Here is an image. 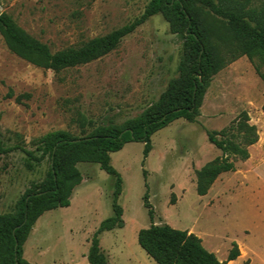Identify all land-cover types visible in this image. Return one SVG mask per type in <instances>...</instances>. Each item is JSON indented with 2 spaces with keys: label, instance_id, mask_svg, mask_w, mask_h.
<instances>
[{
  "label": "rangeland",
  "instance_id": "rangeland-1",
  "mask_svg": "<svg viewBox=\"0 0 264 264\" xmlns=\"http://www.w3.org/2000/svg\"><path fill=\"white\" fill-rule=\"evenodd\" d=\"M148 1L0 0V12L54 52L79 47L133 21ZM184 49L182 36L171 33L160 14L149 17L104 56L57 72L15 55L0 35L3 146L20 144L39 155L36 139L48 131L81 136L98 125L123 123L155 101L177 76ZM263 92L262 80L241 55L212 76L194 120L176 119L151 136L145 158L144 144L138 141L110 153V164L122 179L117 202L124 226L99 235L107 264H157L137 242L138 230L152 222L193 232L220 261L235 241L239 249L242 244L248 250L247 264H264ZM242 111L261 139L248 147L250 158L235 160V170L221 173L208 193L198 195L196 171L221 154L208 141L207 131L227 127ZM76 166L82 181L70 205L45 211L23 245L31 264H88L91 236L112 215L115 176L95 162ZM46 169V159L36 163L20 150L0 153V213L12 211Z\"/></svg>",
  "mask_w": 264,
  "mask_h": 264
},
{
  "label": "trees",
  "instance_id": "trees-1",
  "mask_svg": "<svg viewBox=\"0 0 264 264\" xmlns=\"http://www.w3.org/2000/svg\"><path fill=\"white\" fill-rule=\"evenodd\" d=\"M155 14L164 18L171 33L182 36L185 49L177 65V76L169 79L159 97L140 113L121 124L98 125L81 136L61 129L48 131L36 139L39 155L20 144L4 147L0 138V153L20 150L36 163L47 161L44 177L24 191L12 211L0 213V264H31L23 255V245L45 211L70 205L72 192L82 181L76 166L79 162H95L115 176L112 215L99 223L87 251L88 264H107L99 235L124 226L123 209L117 202L122 179L110 164V153L138 141L144 144L145 158L151 149V136L176 119L194 120L212 76L241 55L248 58L264 84V0H149L133 21L92 37L79 47L54 52L18 26L9 14H0V35L9 51L55 72L104 56ZM258 137L257 127L249 122L246 111L227 127L207 131L208 141L221 154L196 171V193L205 195L221 173L235 170V160H247L248 147ZM27 166L32 167L31 163ZM144 206H149L146 196ZM152 213L149 208L150 218ZM137 242L157 264H223L240 254L233 241L226 259L220 261L203 246L199 236L167 223L152 222L140 228Z\"/></svg>",
  "mask_w": 264,
  "mask_h": 264
},
{
  "label": "crops",
  "instance_id": "crops-1",
  "mask_svg": "<svg viewBox=\"0 0 264 264\" xmlns=\"http://www.w3.org/2000/svg\"><path fill=\"white\" fill-rule=\"evenodd\" d=\"M260 132V131H259ZM261 139V137H258V141ZM257 141V142H258ZM256 142V143H257ZM255 143V144H256ZM255 144H253V146H255ZM252 146V145H251ZM250 154H251V152H249V158H250ZM216 181V180H215ZM215 181H214V183H215ZM213 183V184H214ZM209 191V190H208ZM208 193V192H207ZM240 245V249H239V251H240V254L235 258V259H232V260H229V261H227V262H225V263H223V264H247L245 261H246V257H247V255L249 254L248 253V250L242 245V244H239ZM245 252V253H244ZM225 260V259H224ZM224 260H222V261H224Z\"/></svg>",
  "mask_w": 264,
  "mask_h": 264
},
{
  "label": "water",
  "instance_id": "water-1",
  "mask_svg": "<svg viewBox=\"0 0 264 264\" xmlns=\"http://www.w3.org/2000/svg\"><path fill=\"white\" fill-rule=\"evenodd\" d=\"M0 14H1V12H0Z\"/></svg>",
  "mask_w": 264,
  "mask_h": 264
}]
</instances>
